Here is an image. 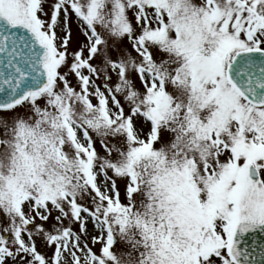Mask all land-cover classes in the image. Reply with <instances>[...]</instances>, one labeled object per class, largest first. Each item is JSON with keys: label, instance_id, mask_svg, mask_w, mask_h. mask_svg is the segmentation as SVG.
Here are the masks:
<instances>
[{"label": "snow or ice", "instance_id": "1", "mask_svg": "<svg viewBox=\"0 0 264 264\" xmlns=\"http://www.w3.org/2000/svg\"><path fill=\"white\" fill-rule=\"evenodd\" d=\"M0 264H264V0H0Z\"/></svg>", "mask_w": 264, "mask_h": 264}, {"label": "rangeland", "instance_id": "2", "mask_svg": "<svg viewBox=\"0 0 264 264\" xmlns=\"http://www.w3.org/2000/svg\"><path fill=\"white\" fill-rule=\"evenodd\" d=\"M71 29H72V35H73V44H75V40L76 39H80L81 41L83 40V37H79L78 36V26L75 23V21L73 20L72 24H71ZM134 55V53H133ZM99 144L97 145V148L99 149ZM45 227H48V225H45ZM89 229L91 230V225H89ZM39 246V244H38ZM124 247L123 243H118L117 244V251H119L120 249H122Z\"/></svg>", "mask_w": 264, "mask_h": 264}]
</instances>
